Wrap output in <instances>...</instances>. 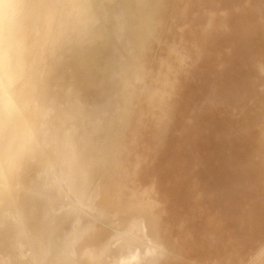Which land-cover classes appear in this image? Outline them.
Here are the masks:
<instances>
[{
	"label": "rangeland",
	"instance_id": "rangeland-1",
	"mask_svg": "<svg viewBox=\"0 0 264 264\" xmlns=\"http://www.w3.org/2000/svg\"><path fill=\"white\" fill-rule=\"evenodd\" d=\"M33 1L9 53L28 110L7 117L25 130L1 150L0 264H264V0H58L41 65ZM68 64L87 69L55 134L42 96Z\"/></svg>",
	"mask_w": 264,
	"mask_h": 264
},
{
	"label": "bare ground",
	"instance_id": "bare-ground-1",
	"mask_svg": "<svg viewBox=\"0 0 264 264\" xmlns=\"http://www.w3.org/2000/svg\"><path fill=\"white\" fill-rule=\"evenodd\" d=\"M57 1L58 0H34L33 1V3L35 5H38L39 10L37 12H35L34 14H32L33 16H31L29 22H30L31 27H32L34 42L38 45V54H39L38 62H39V65H41L42 64L41 61L44 60L43 56L45 57L46 54H48V47H44V46H46L45 42H46L47 38L42 36V30L43 29H41L40 34H38V32H39L40 28L43 27V26H46L47 28L50 27L49 24L52 22V18H51V15H50L49 8H50L51 5L56 6V2ZM100 1H102V0H100ZM50 30H51V27L49 28V32H50ZM15 44H16V36H14V34H12V38H11V41H10V48L11 47L13 48V46H15ZM0 47H1V50H2L0 52V60H2V61H0V75L3 77V70H2L3 43H2V40H0ZM85 66H87V65H85ZM11 68H12V65H11ZM86 69H87V67H83V68H81V70H79L78 68L74 67V64L73 65L72 64H68L65 67H59L58 70H57L58 72L55 74L54 80H53V84L56 83V86L55 87L53 86L51 88V92H49V90H47V93L45 92L44 95L42 96L44 98V104H42L44 106V110H45L46 114H50V117L52 116V118L50 119L51 122L53 124H56V125H51V127H53L55 129V131H54L55 134L59 133V131L63 127V125H60V124H62L64 122L62 116L59 114L60 105H64L62 103L67 102L66 99H62L61 100L59 98L58 91L62 90V89H65V88H68L69 86H71L74 79L76 80L79 76H82V75H84V73H86ZM18 70H19V68H18ZM15 73H17L16 69H15L14 72H12L10 70L9 77L7 79V82H6L7 83V90H9L11 92L10 95L8 96L7 100L4 98L3 101H0V156H1V150H3V148L6 145V143L8 142V140L10 138H13V137L15 138V136L18 135V134H14V133H19L20 134L21 132H23L25 130V124L24 123L16 125L13 128V127H11V124L9 123V119H8L9 118L8 116H9L10 113L11 114L15 113L16 116H20V118H22V119L24 117H27V110L28 109L26 108L25 105L23 107L22 106L23 103H21L19 101V97H20L19 88H17L18 90L16 89L17 91H15V92H14V90L12 88V82L14 80H16L15 79L16 78V74ZM18 79L19 78H17V80ZM54 88L57 90V92H56L57 95L54 92H52V90ZM69 88H71V87H69ZM50 93H52V94H50ZM14 106H15L16 110L14 109V111H13ZM10 127H11V129L7 130ZM14 147H15V145L13 146V148ZM18 148H20V146ZM10 152H12V151H10ZM3 154H4V152H3ZM5 154H7V153L5 152ZM4 157L8 158V157H6V155L3 156V158ZM5 158H4V160H5ZM5 163H6V161H5ZM3 175H5V173L2 174V178H3ZM3 180L6 182V184L8 186L7 188H10L9 183L11 181L8 180L6 175L3 178ZM2 193H0V194H2ZM14 200H15V198H14ZM8 214H7V217H9ZM15 215H16V213H15ZM1 217H3V216H1ZM15 217H17V216H15ZM3 218H6V217L4 216ZM11 218H12V216H11ZM6 219L4 221H6ZM9 219H7V220H9ZM10 223H11V221H10ZM9 225H11V224H9ZM9 225H7V226H9ZM1 226H3V225H0V233L2 232V229H3V228H1ZM5 226L6 225H4V227ZM6 227H5V230H7ZM45 235H44V237H45ZM2 248H3V246L0 247V249H2ZM3 253H4L3 251L0 253V255H1L0 259L3 257ZM4 264H16V263L12 262V260H10L9 262H5Z\"/></svg>",
	"mask_w": 264,
	"mask_h": 264
},
{
	"label": "clouds",
	"instance_id": "clouds-1",
	"mask_svg": "<svg viewBox=\"0 0 264 264\" xmlns=\"http://www.w3.org/2000/svg\"><path fill=\"white\" fill-rule=\"evenodd\" d=\"M23 5L16 0H0V40L3 43L2 70L5 82L10 72V41L12 34L21 21L19 9Z\"/></svg>",
	"mask_w": 264,
	"mask_h": 264
}]
</instances>
